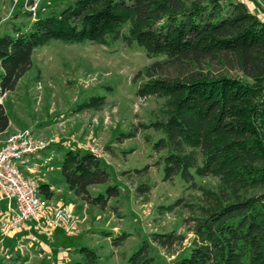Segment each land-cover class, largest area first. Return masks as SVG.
<instances>
[{"label": "trees", "instance_id": "obj_1", "mask_svg": "<svg viewBox=\"0 0 264 264\" xmlns=\"http://www.w3.org/2000/svg\"><path fill=\"white\" fill-rule=\"evenodd\" d=\"M56 42L137 44L150 59L165 57L136 75L137 97L154 99L157 107L147 123L124 138L142 133L153 146L163 182L179 178L187 192L198 194L158 212L181 208L189 215L184 222L193 235L190 254L175 264H264V22L240 0H75L30 27L14 26L0 36V135L10 127L2 100L31 70L35 51ZM107 104L106 98H91L77 112L102 111ZM150 170L146 166L122 174L144 203L155 187ZM61 173L69 190L88 206L106 209L121 195L118 187L106 195L90 194L91 187L111 181L92 152H66ZM208 178L216 185L198 182ZM39 189L46 201L53 198L48 185ZM128 238L113 244L118 248ZM150 238L171 256L185 242L176 233ZM76 256L70 264L100 261L86 247ZM127 264H157L150 243Z\"/></svg>", "mask_w": 264, "mask_h": 264}, {"label": "rangeland", "instance_id": "obj_2", "mask_svg": "<svg viewBox=\"0 0 264 264\" xmlns=\"http://www.w3.org/2000/svg\"><path fill=\"white\" fill-rule=\"evenodd\" d=\"M74 1L0 0V36L11 33L14 26L30 27L36 19L60 14ZM240 1L264 22L263 3ZM164 59L163 56L150 59L137 44L128 47L121 43L101 47L56 42L35 51L31 70L19 81L15 91L2 100L11 129L32 130L47 145L37 155H43L36 160L40 170L30 178L38 184L45 180L51 188H63L66 183L61 167L66 152L96 151L111 181L91 187L90 194L106 195L110 187H118L121 195L111 199L106 209L90 206L84 212L82 206L76 212L72 205L74 222L68 230L55 228L56 209L48 217V204L41 225L10 230L6 204L0 201V264H8L12 259L16 264H70L77 261L76 250L83 247L98 254L99 264H127L128 258L145 242L150 243L151 256L157 264H175L183 255L189 256L193 235L184 222L188 213L181 208L172 214L158 212L160 207H169L180 198L192 201L198 194L187 192V186L179 178L163 182L162 172L154 166L153 146L145 141L142 133L135 138H124L140 123H147L150 112L157 107L154 99L137 97L136 75ZM98 97L106 98L105 109L77 112L85 102ZM107 147L111 152L106 151ZM146 166H151L150 179L155 184L148 203L135 197L133 183L122 176ZM198 182L217 183L213 178ZM67 192L65 195L55 192L53 203L69 201ZM158 233H176L185 242L171 256L151 242L150 236ZM124 235L129 238L116 248L114 241Z\"/></svg>", "mask_w": 264, "mask_h": 264}, {"label": "built area", "instance_id": "obj_3", "mask_svg": "<svg viewBox=\"0 0 264 264\" xmlns=\"http://www.w3.org/2000/svg\"><path fill=\"white\" fill-rule=\"evenodd\" d=\"M46 147L29 129L17 130L0 139V201L6 204L10 230H18L28 223L39 226L44 220L47 202L41 197L39 184L22 173L20 164L27 163ZM92 153L98 155L96 151ZM73 222L72 205H63L54 211L55 228L68 230Z\"/></svg>", "mask_w": 264, "mask_h": 264}, {"label": "crops", "instance_id": "obj_4", "mask_svg": "<svg viewBox=\"0 0 264 264\" xmlns=\"http://www.w3.org/2000/svg\"><path fill=\"white\" fill-rule=\"evenodd\" d=\"M16 131V129H14V130H12L11 129V122H10V127H9V129L5 132V133H3V134H1L0 135V139H6L8 136H10L12 133H14ZM43 155L41 154V155H39V156H34V157H32V158H30L29 160H28V162L27 163H21L20 164V167L24 170V172H22L25 176H27V177H33L32 175V173H38V171L37 170H40V167L39 166H37L36 165V160H40V159H42L41 157H42ZM41 184H43V185H48L49 187H50V189H51V191L53 192V198L50 200V201H46L45 199H44V197L41 195V197L47 202V204H48V209H47V213H46V215H48V217L49 216H51L52 215V212L55 210V209H57L58 207H60V206H63V205H73L74 206V208H75V210H76V212L78 211V210H80V209H82V206H83V211L85 212L86 211V209H88L90 206H88V205H86L85 203H83L80 199H78L70 190H69V188H67V185L66 186H64L63 188L61 187H56V188H51V186L49 185V183L48 182H46L45 180H41V182H40ZM40 183H39V187H40ZM66 191H68L67 192V200H69V201H62V200H60V201H58V202H56V203H53L54 202V200H55V192H57V193H60V192H62L64 195L66 194ZM45 219H47V216H46V218ZM25 226H34V224H32V223H28V224H25V225H23L22 227H25ZM21 227V228H22ZM58 236V235H57ZM58 238H60V236H58Z\"/></svg>", "mask_w": 264, "mask_h": 264}]
</instances>
